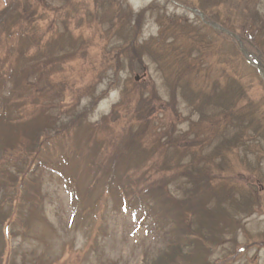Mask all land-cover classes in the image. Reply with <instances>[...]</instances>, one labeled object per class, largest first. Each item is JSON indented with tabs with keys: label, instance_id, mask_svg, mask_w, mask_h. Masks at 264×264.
Returning <instances> with one entry per match:
<instances>
[{
	"label": "rangeland",
	"instance_id": "obj_1",
	"mask_svg": "<svg viewBox=\"0 0 264 264\" xmlns=\"http://www.w3.org/2000/svg\"><path fill=\"white\" fill-rule=\"evenodd\" d=\"M64 1L0 0V264H264V0Z\"/></svg>",
	"mask_w": 264,
	"mask_h": 264
},
{
	"label": "trees",
	"instance_id": "obj_2",
	"mask_svg": "<svg viewBox=\"0 0 264 264\" xmlns=\"http://www.w3.org/2000/svg\"><path fill=\"white\" fill-rule=\"evenodd\" d=\"M31 15H33L32 13H31ZM34 16V15H33Z\"/></svg>",
	"mask_w": 264,
	"mask_h": 264
}]
</instances>
